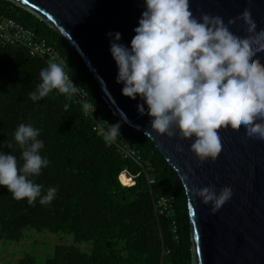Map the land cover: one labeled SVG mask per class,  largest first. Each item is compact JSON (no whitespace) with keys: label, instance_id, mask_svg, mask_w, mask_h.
I'll return each instance as SVG.
<instances>
[{"label":"trees","instance_id":"16d2710c","mask_svg":"<svg viewBox=\"0 0 264 264\" xmlns=\"http://www.w3.org/2000/svg\"><path fill=\"white\" fill-rule=\"evenodd\" d=\"M0 13L45 37L87 93L83 103L55 89L32 100L29 92L47 63L22 45H0V151L11 152L22 164L13 132L20 123L40 128L41 153L50 164L35 181L45 189L58 187L55 198L41 204L39 197L33 203L14 199L0 186L1 247L45 233L54 239L41 242L48 248L44 256L24 248L13 260L0 257V264H190L187 199L173 167L146 134L113 113L75 49L47 21L8 0H0ZM85 102L92 105L91 114ZM97 122L105 131L119 123L117 142L138 150L140 160L123 157L114 143L107 144L93 128ZM122 171L133 184L120 182ZM163 195L175 197L174 212L158 213L156 201Z\"/></svg>","mask_w":264,"mask_h":264},{"label":"clouds","instance_id":"9594fccd","mask_svg":"<svg viewBox=\"0 0 264 264\" xmlns=\"http://www.w3.org/2000/svg\"><path fill=\"white\" fill-rule=\"evenodd\" d=\"M143 7L130 45L120 42L119 31L106 35L117 65L116 81L123 85L121 92L132 99L140 97L143 103L137 110L151 117V129L170 138L191 139L190 151L199 159L220 152L224 144L221 124L243 126L248 137L264 139V63L254 55L264 51V27L251 0L240 10L252 29L247 32L233 27L234 16L225 21L208 12L195 14L190 0H144ZM69 71L67 61H49L41 68L40 82L29 92L30 98L40 100L54 89L71 98L77 85ZM40 132L31 123L16 127L13 137L22 149L23 163L11 152L0 151V186L14 199L33 203L39 197L45 204L55 198L58 187L45 189L35 181L50 164L41 153ZM118 136L119 123L110 124L105 141ZM176 149L184 150L180 143ZM183 178L187 179L186 174ZM191 191L214 200V208L233 195L230 185L218 188L215 181L194 184Z\"/></svg>","mask_w":264,"mask_h":264},{"label":"water","instance_id":"95a60500","mask_svg":"<svg viewBox=\"0 0 264 264\" xmlns=\"http://www.w3.org/2000/svg\"><path fill=\"white\" fill-rule=\"evenodd\" d=\"M24 7L54 28L87 67L103 99L128 125L146 134L181 180L190 224V264H264V139L248 137L243 126L221 124L224 144L218 154L199 159L190 151L191 139L159 134L150 127L151 117L141 114L139 96L132 99L117 83V65L106 33L119 31L130 45L134 28L144 10V0H8ZM264 27V0H251ZM195 14L236 17L233 27L251 31L240 15L246 0H190ZM264 63V51L254 54ZM145 109L147 105H144ZM183 145L177 151L176 145ZM187 176V179L183 177ZM215 181L228 184L233 195L219 208L191 187Z\"/></svg>","mask_w":264,"mask_h":264},{"label":"built area","instance_id":"2783aa9c","mask_svg":"<svg viewBox=\"0 0 264 264\" xmlns=\"http://www.w3.org/2000/svg\"><path fill=\"white\" fill-rule=\"evenodd\" d=\"M11 44L22 45L30 56L39 57L46 63H48L49 61H56L59 63L64 62V59L54 50L52 45L47 42L45 37L38 35L36 32L25 27L12 17L0 13V45L5 46ZM72 80L77 85L75 92L72 93L73 102L83 103L87 97V93L81 86H79L75 82L73 78ZM92 111V105H90L85 110L87 114H91ZM93 128L96 129V131H98L104 139L106 131L102 129L101 125L98 122L93 126ZM117 141L118 140L116 138L115 140L106 142L107 144L114 143L117 150L123 157H131L135 161L140 160V154L138 150L134 149L126 143ZM127 178L129 179L128 183H124L123 181L120 182L123 185H131L134 183V180L128 175ZM156 206L157 211L160 214L172 213L175 210V197L173 195L160 196L156 201ZM172 224L173 231H175L174 221L172 222Z\"/></svg>","mask_w":264,"mask_h":264},{"label":"rangeland","instance_id":"374dc122","mask_svg":"<svg viewBox=\"0 0 264 264\" xmlns=\"http://www.w3.org/2000/svg\"><path fill=\"white\" fill-rule=\"evenodd\" d=\"M125 173H126L125 171H122L119 174V176H118V178H119V180L121 182H122V180H121L120 176H121V174H125ZM125 175L127 176L128 174L126 173ZM129 177H131V176H129ZM34 240L37 241L36 244L33 243ZM53 241H54V239H52L50 234L49 233H45V234H43L41 236L40 235H36V236L34 235L33 237L26 238V239L22 240L18 244L10 245L9 248L8 247L4 248V247H1V245H0V250H1L0 257L4 258V259L5 258H10L9 260H13V259L16 258V256H18V252H20L24 248L33 250L34 253L44 256V254L46 252H48V248L43 247L44 244H41V242L48 243V244L50 243L51 244V243H53ZM14 252H16V253L13 255ZM41 259L43 260V258H41ZM42 260H41V262H42ZM4 261H6V260H4Z\"/></svg>","mask_w":264,"mask_h":264},{"label":"bare ground","instance_id":"6f19581e","mask_svg":"<svg viewBox=\"0 0 264 264\" xmlns=\"http://www.w3.org/2000/svg\"><path fill=\"white\" fill-rule=\"evenodd\" d=\"M121 180L124 182V183H128L129 182V179L127 178V176L125 174H121L120 176Z\"/></svg>","mask_w":264,"mask_h":264}]
</instances>
